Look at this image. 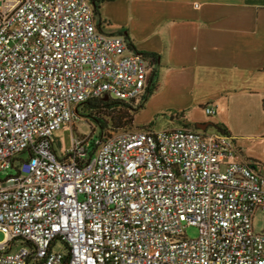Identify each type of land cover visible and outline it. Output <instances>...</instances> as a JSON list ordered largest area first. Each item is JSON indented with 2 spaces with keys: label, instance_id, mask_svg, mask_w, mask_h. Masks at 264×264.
<instances>
[{
  "label": "built area",
  "instance_id": "obj_1",
  "mask_svg": "<svg viewBox=\"0 0 264 264\" xmlns=\"http://www.w3.org/2000/svg\"><path fill=\"white\" fill-rule=\"evenodd\" d=\"M100 27L91 0H0V168L17 170L0 180V264H264V172L232 135H75L83 103L148 86L151 60Z\"/></svg>",
  "mask_w": 264,
  "mask_h": 264
},
{
  "label": "crops",
  "instance_id": "obj_2",
  "mask_svg": "<svg viewBox=\"0 0 264 264\" xmlns=\"http://www.w3.org/2000/svg\"><path fill=\"white\" fill-rule=\"evenodd\" d=\"M96 16L101 30L127 36L153 60L154 87L134 125L175 111L190 127L225 126L239 160L264 172V0H115ZM206 106L216 109L214 117ZM142 113L148 115L138 122Z\"/></svg>",
  "mask_w": 264,
  "mask_h": 264
},
{
  "label": "rangeland",
  "instance_id": "obj_3",
  "mask_svg": "<svg viewBox=\"0 0 264 264\" xmlns=\"http://www.w3.org/2000/svg\"><path fill=\"white\" fill-rule=\"evenodd\" d=\"M102 14L105 15V7L102 9ZM107 31H112V32H117V28L115 27H111L110 29H107ZM123 113V111L116 109V110H105V109H100L98 111L93 110V111H82L80 112V116L77 119L76 123H75V135H88L92 132L96 133L98 131V127L100 126V123H98L97 121H95V118H98L99 120H101V122H105L107 121L108 123H111L109 120H112V124L115 127H128L129 126V121L128 119H124L122 118V120L120 119L122 116L121 114ZM170 113H174V111H165L163 113H161L159 116H157V119L155 121V123L153 125H151V127L156 130V131H160L163 130V128H165V124L170 122ZM130 116H133V112H131V110L129 111ZM147 113H142L140 115V118H138V122H141V120L145 119V117L147 116ZM223 115V117H225V113L221 114ZM220 116V115H219ZM112 117V118H111ZM177 120L174 121V123H176ZM180 124V123H179ZM209 131L212 130V127L208 128ZM54 144H53V148L54 150L59 154L62 155L65 153V151L70 147L71 144V129L70 128H64L60 131H56L54 134ZM17 174V170L16 169H10V170H1L0 168V180H4L5 178H7L10 175H16ZM264 226V214L260 211L258 212L257 216H256V220H255V230L256 231H261L262 228ZM186 235L188 236V238H195L197 236V230L195 228H187L186 230ZM5 239V235L4 233L0 232V242H2ZM62 248V245L59 244L57 246V250H60Z\"/></svg>",
  "mask_w": 264,
  "mask_h": 264
},
{
  "label": "trees",
  "instance_id": "obj_4",
  "mask_svg": "<svg viewBox=\"0 0 264 264\" xmlns=\"http://www.w3.org/2000/svg\"><path fill=\"white\" fill-rule=\"evenodd\" d=\"M109 1H115V0H91V2L94 5V9H95V14L99 13L100 7L103 3L105 2H109ZM126 38V40L128 41V37L124 36ZM129 47L131 49L132 48V43L128 41ZM150 68H149V79H148V84L149 86H147V88L145 89V93L143 94V96L140 98V100L138 102H127L124 100H119V99H114V98H108L107 100L104 99H99V100H88L85 103H83L81 106H79V113L82 111H93V110H100V109H107V110H116L119 109L120 111L122 110L123 113L121 114V120L122 118L124 119H128L129 121V126L128 127H115L112 123V120L110 119L109 121L111 123H108L107 121L105 122H101V120H99L98 118H95V121H97L98 123H100V126L98 127V131L96 133H94L93 135H95L96 137H99L101 135H109L110 131L113 132H117V131H122V130H127V129H147V128H152L151 125L153 124H149L147 126H140V125H134V116L135 114L139 111V109H141L143 107V103L144 101L147 100L148 96L152 93V89L154 87L153 83L150 82V78L152 79V77L156 76V72L153 70V60H151L150 62ZM131 110V112H133V116H130L129 111ZM112 118V117H111ZM171 122L177 120L178 123H181L182 125H185V117L183 115L182 112H175L174 113H170V119ZM195 126V125H194ZM209 127H215L217 129H219L221 132L229 134L228 129L225 126H220V125H216L213 123H209ZM208 127V128H209Z\"/></svg>",
  "mask_w": 264,
  "mask_h": 264
},
{
  "label": "water",
  "instance_id": "obj_5",
  "mask_svg": "<svg viewBox=\"0 0 264 264\" xmlns=\"http://www.w3.org/2000/svg\"><path fill=\"white\" fill-rule=\"evenodd\" d=\"M108 97H105L104 100H107ZM198 129L206 130L209 127V123H197L195 125Z\"/></svg>",
  "mask_w": 264,
  "mask_h": 264
}]
</instances>
